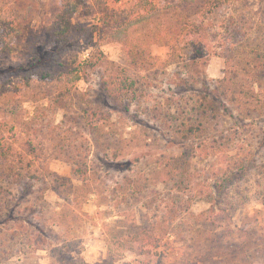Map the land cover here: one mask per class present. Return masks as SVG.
Wrapping results in <instances>:
<instances>
[{"label": "rangeland", "instance_id": "rangeland-1", "mask_svg": "<svg viewBox=\"0 0 264 264\" xmlns=\"http://www.w3.org/2000/svg\"><path fill=\"white\" fill-rule=\"evenodd\" d=\"M73 1L71 19L92 23L95 1ZM60 2L0 0V147L23 175L0 177L12 195L0 210V264H109L107 239L147 228L160 232L158 255L122 249L113 264H264V106L247 102H264V0L204 7L195 48L145 47L148 28L138 26L136 47L95 36L86 50H65L79 68L100 51L88 80L73 70L26 83L31 63L62 53L40 40ZM162 9L153 23L165 26ZM117 68L137 81L131 103L106 95Z\"/></svg>", "mask_w": 264, "mask_h": 264}, {"label": "trees", "instance_id": "trees-1", "mask_svg": "<svg viewBox=\"0 0 264 264\" xmlns=\"http://www.w3.org/2000/svg\"><path fill=\"white\" fill-rule=\"evenodd\" d=\"M94 1L96 4V15L92 23L86 24L73 21L70 17L80 9L77 1H73V4L69 2V0H61L60 5L56 8L52 17L43 23L42 27L46 30L44 37L40 38V40L41 43L51 42L55 49L61 50L62 53L55 57L49 55L43 58V60L40 58L38 63H31L30 66L27 67V72L24 73L26 83H29V80L34 75L46 80H62L68 73H72L73 70L78 72L77 79L81 78L79 74H83L81 76H84V78L88 80L90 71H92L97 64H103V62L100 61V51L97 52L94 59V53L90 52L88 57L78 63V65H81L79 68L74 67L73 60L66 57L68 48L77 44V47L81 50H86L88 46L94 45L93 39L95 36L107 38L112 41L124 42L136 47L141 41L138 38L133 41L130 37V31L138 26L146 25V28H148V35L146 36L150 39L148 43H145V47H148V45L153 42H161L164 45H168L173 53L176 52L175 48L180 41L195 48L197 42L200 43V41H198L200 38L198 37L202 35L204 31L202 29L204 25L201 23L203 21V12L201 11L206 7L207 12H211V8L219 7L228 2V0H165L163 6L160 7L161 0H133V4L125 3L124 5L119 3L120 0ZM161 8H163L162 10H166L169 15L166 19L165 26L157 24L159 21L156 24L153 23L154 17H156V19L159 18ZM164 14L163 11L162 17L166 18ZM193 14L196 15V18L199 17L200 22H196V19H191ZM29 23L30 22L23 23L26 32L35 39L39 38L40 30L38 29L37 23H34L32 27ZM187 45H185V48ZM83 64L86 65L87 71H84ZM24 69L26 68L24 67ZM136 82L135 79L128 76L125 70L117 68L108 75V79H104L103 85L106 95L111 98L113 102L122 104L126 100L131 103L136 99L138 91V88L135 86ZM3 86H6L5 83L1 85V88H3ZM238 92L241 93L243 90H239ZM245 95L249 94L245 93ZM231 99L235 101L237 98L235 95H232ZM247 102L250 105L253 104V108H256L259 104L260 106H264V102H261L258 98H254V100L250 99ZM106 117H108V115L104 112L95 113V120L105 119ZM192 127L193 125H187L188 129H179L183 138H188V132L193 131ZM73 164L75 165L74 172L79 173L82 176V180H85L86 171L82 169V164L76 161ZM0 177L3 179L12 178L15 182L22 180L23 177L21 170L18 169L15 164L7 160L3 147H0ZM216 183L215 181L214 184ZM56 184L58 185V187H56L57 193L62 196L64 200L68 199L67 194L62 195L61 193L63 192L61 190L64 189H61V186L63 187L65 183ZM214 184L212 187L215 188ZM11 200L12 195L10 191L0 184V210L4 205L10 204ZM175 210L176 209L173 208L174 212ZM115 234L112 241L113 243L109 239L106 241L107 257L104 263L113 264L117 261L120 258V250L122 249L132 251L138 255L144 254L154 256L158 255L159 248H161L160 232L154 229L147 228L138 231L135 230L128 232L126 236ZM32 236L34 239H37L40 248L46 242V238L41 233L35 232ZM117 236L120 239L115 241ZM59 264L73 263L63 261Z\"/></svg>", "mask_w": 264, "mask_h": 264}]
</instances>
